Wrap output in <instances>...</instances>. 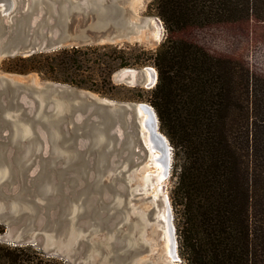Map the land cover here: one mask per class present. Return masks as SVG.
Wrapping results in <instances>:
<instances>
[{
    "label": "trees",
    "instance_id": "16d2710c",
    "mask_svg": "<svg viewBox=\"0 0 264 264\" xmlns=\"http://www.w3.org/2000/svg\"><path fill=\"white\" fill-rule=\"evenodd\" d=\"M166 36L150 93L178 160L175 203L189 264H264V0H155ZM146 51L73 45L15 55L10 72L106 92ZM0 264H72L0 242Z\"/></svg>",
    "mask_w": 264,
    "mask_h": 264
},
{
    "label": "rangeland",
    "instance_id": "374dc122",
    "mask_svg": "<svg viewBox=\"0 0 264 264\" xmlns=\"http://www.w3.org/2000/svg\"><path fill=\"white\" fill-rule=\"evenodd\" d=\"M85 1L71 0L74 4L70 7V34L79 41V45L106 44L128 49L140 47L146 51L143 55L146 62L115 70L111 74V84L105 88L106 92L100 93L53 81L37 72L6 71L3 69V62L13 56H2L0 104L7 102L4 92L9 90L8 92L14 93L13 105L7 106L5 111L8 118L15 120L22 117L25 112L24 100L29 99L25 94L27 91L33 92L31 96L38 99L39 111L50 110L53 117L61 118V128L63 125L73 126L72 111L83 99L86 102L93 98L106 99L114 104L147 102L152 105L150 93L155 85L146 84L149 80L148 71L142 68L151 66L156 69L150 56L166 36L163 21L156 12L155 0H114L120 13L110 16L103 12L102 17L97 11L90 9L89 2ZM109 1L101 0L102 3ZM129 68L134 71L141 69L138 80L127 82L120 79L119 74ZM90 107L91 103L87 108ZM76 110L73 113L80 111L78 108ZM46 117L51 118L50 115ZM159 130L166 134L160 121ZM33 133L34 130L27 120L22 134L14 131V136L24 142ZM0 134L5 138L8 132L3 128ZM67 150L69 155L78 151L74 147ZM26 164H31V161L27 160ZM127 164L125 162L123 167ZM153 168V163L148 164V160H145L141 169H124L120 176H125V181L116 180V174H121L117 170H109L102 176L101 182L104 185L101 193H83L75 197L71 211L68 212L66 220L61 217L62 227H59L56 218L50 224L46 222L44 206L48 199L42 195L32 197L28 192L19 190L16 183L7 185L6 180H10L9 171L6 166H0V242L27 244L19 241L29 239L44 252L72 264H189L180 245V207L174 199L179 169L174 147L171 151L169 175L161 182L163 185L158 192L160 196H157L156 180L148 183L149 179L145 175L147 170ZM101 182L94 185L100 186ZM83 183L78 181L75 187L78 188ZM64 190H70L67 184L64 185ZM163 195L171 206L176 258H169L165 252L164 222L161 217ZM97 203L99 209L90 211ZM55 214L51 210V216L55 217ZM26 221L31 225L26 226ZM16 223L21 224L17 226Z\"/></svg>",
    "mask_w": 264,
    "mask_h": 264
},
{
    "label": "water",
    "instance_id": "95a60500",
    "mask_svg": "<svg viewBox=\"0 0 264 264\" xmlns=\"http://www.w3.org/2000/svg\"><path fill=\"white\" fill-rule=\"evenodd\" d=\"M85 3L97 11L100 17L103 12L110 16L120 13L114 0L105 3L101 0H86ZM72 4L74 2L71 0H0V57L29 55L79 45V41L70 34ZM142 70L148 71L149 80L146 84L155 85L157 70L151 66H144ZM140 71L124 69L119 76L121 80L133 82L139 79ZM8 91L4 92L8 105L7 102L0 104V130L5 128L8 132L5 138L0 134V166H6L9 171L7 185L16 183L19 190L28 192L30 196L42 195L48 199L44 206L48 224L56 218L59 227H62L61 217L66 220L75 197L83 193H101L104 185L102 176L109 170H117L121 174H116V180L125 181L126 177L120 175L127 169H141L145 160L151 164V154L156 150L163 156L164 178L169 175L173 146L168 136L159 130L160 120L153 105L147 102L114 104L106 99L93 98L86 102L83 99L72 111L73 126L63 125L61 128V118L53 117L50 110H38L39 101L31 96V91L25 92L29 99L24 100L25 112L22 117L15 120L8 118L5 111L7 106L13 105L14 96L12 91ZM19 103L22 102L19 100ZM90 103L91 107L87 108ZM76 108L80 111L73 113ZM142 112L147 113L145 119H142ZM27 120L34 133L21 142L14 136V131L21 135ZM152 134L159 143L155 149H151L147 143L150 141L151 145L155 144ZM67 140L69 143H66ZM72 147L78 151L69 155L67 149ZM27 160L31 164H26ZM125 162L128 164L124 168ZM147 175L148 183L153 182L155 175ZM78 181L84 183L76 188ZM97 182H101L100 186L94 185ZM65 184L70 188L69 191L64 190ZM165 199L163 195L162 208L175 240L171 206ZM98 209L97 203L90 211ZM51 210L56 212L55 217L51 216ZM16 224L19 226L21 223ZM30 225L26 221V226ZM19 242L33 243L29 239H20Z\"/></svg>",
    "mask_w": 264,
    "mask_h": 264
},
{
    "label": "bare ground",
    "instance_id": "6f19581e",
    "mask_svg": "<svg viewBox=\"0 0 264 264\" xmlns=\"http://www.w3.org/2000/svg\"><path fill=\"white\" fill-rule=\"evenodd\" d=\"M143 115H144L143 119H145V117L147 116L146 113H144ZM148 123H149V121H148ZM151 138L153 139L155 144L151 145L152 143L149 141V142H147L148 146L151 149H155V147L159 145L158 140L155 137V135H153V134L151 135ZM162 157L163 156L161 155L159 150L154 151L151 154V158L153 159L152 163H153L154 168L152 170H147L146 174H145L147 176V178H148L147 173L155 175L154 180H156V182H157L156 183V185H157V187H156L157 194H158V191L162 188L163 184H161V182L165 179L164 178V167H163V158ZM165 200H166V203H167V198ZM161 217H162V220L164 222V237H165V240H166L165 252L167 253L169 258H176L177 257V253H176V247H175L176 246L175 240L173 238L174 234H173V230H171L169 228V222H168V220L166 218L164 210H163V212L161 214Z\"/></svg>",
    "mask_w": 264,
    "mask_h": 264
},
{
    "label": "flooded vegetation",
    "instance_id": "af4514ba",
    "mask_svg": "<svg viewBox=\"0 0 264 264\" xmlns=\"http://www.w3.org/2000/svg\"><path fill=\"white\" fill-rule=\"evenodd\" d=\"M135 103H136V102H135ZM143 114H144V113L142 112V113H141V116H143Z\"/></svg>",
    "mask_w": 264,
    "mask_h": 264
}]
</instances>
